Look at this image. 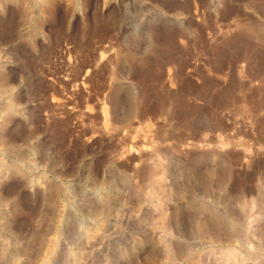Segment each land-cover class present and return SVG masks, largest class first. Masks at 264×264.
<instances>
[{"label":"rangeland","instance_id":"obj_1","mask_svg":"<svg viewBox=\"0 0 264 264\" xmlns=\"http://www.w3.org/2000/svg\"><path fill=\"white\" fill-rule=\"evenodd\" d=\"M156 157L182 190L157 260L167 239L195 242L184 264H264V0H0V264H122L86 235L119 205L131 237L156 226Z\"/></svg>","mask_w":264,"mask_h":264},{"label":"bare ground","instance_id":"obj_2","mask_svg":"<svg viewBox=\"0 0 264 264\" xmlns=\"http://www.w3.org/2000/svg\"><path fill=\"white\" fill-rule=\"evenodd\" d=\"M164 134V133H163ZM162 134V135H163ZM161 135V136H162ZM186 143V142H185ZM205 144V143H204ZM195 147V146H194ZM214 147V146H213ZM210 148V147H209ZM216 148V147H215ZM214 149V148H213ZM168 151V150H167ZM215 151V150H213ZM208 155L206 157V160L208 162H212L215 160V156H217V153L213 152ZM223 151V150H222ZM226 152V151H225ZM207 154V153H205ZM169 155V154H168ZM174 155V154H173ZM241 155V154H240ZM195 156V155H194ZM220 156V155H219ZM157 158V157H156ZM162 158V157H161ZM220 158V157H219ZM158 160L156 161V163L154 164V168L152 169L151 172V176L153 178V180L159 184L160 188L163 190H167L170 196H168L165 200L161 201L160 199H155V201L153 202L152 206L154 209H160L161 210V214H160V219L158 220L156 226H152V228L149 227H144L142 229V235L141 237L138 236V238H133L131 237V235L127 234L126 232H124L123 227H121V223L123 218L126 216L127 214V210L125 207H123V205H119L116 207V212L113 214V218L108 221V223L104 226H100V227H95V229L90 232L89 234L87 233L86 235V248L88 249V251H101V250H105L106 247H108L109 245H111L112 243H115V245H117L120 249L119 252V257L121 258V262L122 264H184L182 261L184 260V256H187V254H189V246H188V242L187 241H183V240H179L176 243V250H173L172 248V244L170 243V241H168L167 239H161V246H163L162 248H164V251L166 252V257L164 259L157 260L156 259V254L158 253V248L157 245L155 243V241H160L158 239V235L154 236V228H160L161 231L164 232L163 236H168V237H172V234L174 233H180V229L178 226H180L181 224V217L180 215H182L181 213L179 214V205L177 204V200L178 198H180L182 190L179 188V184L177 183L175 177L172 175V171H170L169 166L166 164V160H162L157 158ZM178 159V158H177ZM202 159V158H201ZM173 160V159H172ZM191 160V159H190ZM182 161V160H181ZM224 161V160H223ZM178 162V161H177ZM183 163V162H182ZM188 163V162H187ZM214 163V162H213ZM220 163V161H219ZM225 163V162H223ZM217 163H214V166ZM178 165V164H177ZM176 165V166H177ZM211 165V164H210ZM209 165V166H210ZM213 165V164H212ZM185 166V165H184ZM198 166V165H197ZM204 166H207L204 165ZM218 166V165H216ZM178 168V167H177ZM176 168V169H177ZM192 168V167H191ZM220 168V167H219ZM173 169V168H172ZM199 169V167H198ZM179 170V168H178ZM201 170V169H200ZM191 171V170H190ZM192 172L195 173V170L192 169ZM216 173H219V175L221 174L217 168L213 169V168H207V170H205V175L207 176H212V175H216ZM196 174V173H195ZM197 177H194V182L198 185L199 187V183L201 184L204 181V185H207V182L210 183L211 179L213 177H199L198 175H196ZM218 176V175H217ZM146 178V177H145ZM183 179V178H182ZM214 181V180H213ZM190 182V181H189ZM191 183V182H190ZM194 183V185H192L191 187L194 188V186H196ZM150 184V183H149ZM192 184V183H191ZM186 184H184L185 186ZM215 185V184H214ZM182 186V185H181ZM213 186V183H212ZM146 187V186H145ZM183 187V186H182ZM186 187V186H185ZM241 187V186H240ZM238 187V188H240ZM205 189L207 190V188L205 187ZM216 189V188H215ZM77 190V189H76ZM188 190V187L187 189ZM196 190V189H195ZM208 191V190H207ZM237 191V189H236ZM184 192V191H183ZM189 192L194 193L193 189H191ZM209 192V191H208ZM238 192V191H237ZM241 192V191H239ZM125 193V192H124ZM127 193V192H126ZM172 193L174 195H172ZM205 193V192H204ZM216 193V192H215ZM236 193V192H235ZM148 194V193H147ZM206 194H208L206 192ZM210 194V192H209ZM238 194V193H237ZM239 195V194H238ZM174 196V197H172ZM197 196V195H196ZM196 196L194 195L193 199H191V204H193V207H197L200 205H205V200L202 198H196ZM214 196V194L212 195ZM201 197V196H200ZM216 197V195H215ZM234 197V196H233ZM150 198V197H149ZM191 198V197H190ZM217 198V197H216ZM235 198V197H234ZM237 198L239 199V197L237 196ZM236 198V199H237ZM81 199V198H80ZM167 199H169L170 201L168 202ZM186 199V198H185ZM237 202V206L238 209L241 210V202L240 199ZM78 200V199H77ZM135 200V199H134ZM210 201V200H209ZM215 201V199H214ZM163 202L164 205H163ZM213 202V201H212ZM217 202V201H216ZM152 203V202H151ZM190 204V203H189ZM115 205V204H114ZM163 205V208H162ZM87 206V205H86ZM116 206V205H115ZM90 207V206H89ZM95 207V206H94ZM91 208V207H90ZM131 208V207H130ZM192 208V207H191ZM235 208V207H234ZM85 210V209H84ZM147 210V209H146ZM192 210V209H191ZM206 210L208 211L209 217H210V221H212V224L218 225V226H222L223 228H229L231 226V224H239V216H237L236 214L233 216H228L226 217L224 214H218L215 212L214 209H212V207H207ZM115 211V210H114ZM71 212V211H70ZM112 212V211H111ZM131 212V211H130ZM182 212V211H181ZM190 212V211H189ZM194 212V211H193ZM113 213V212H112ZM151 213V212H150ZM160 213V212H159ZM185 213V212H184ZM196 213V211H195ZM193 213L195 216L196 214ZM230 213V212H229ZM235 213V212H234ZM237 213V211H236ZM71 214V213H70ZM106 214V213H105ZM138 214V213H137ZM190 214V213H189ZM188 214V216H189ZM240 214V213H239ZM110 216V215H109ZM192 216V215H191ZM208 217V216H207ZM208 217V220H209ZM137 218L138 221H140L142 218H144V208L142 207L139 211V215ZM184 218V217H183ZM189 218V217H187ZM110 219V217H109ZM158 219V218H156ZM190 219V218H189ZM188 219V220H189ZM207 219V218H206ZM68 220V219H67ZM191 220V219H190ZM157 221V220H156ZM186 221V219H185ZM73 222V218L70 216L68 223L72 224ZM124 222V221H123ZM209 222V221H208ZM136 223V222H135ZM152 223V221H151ZM189 223V222H188ZM80 224V223H79ZM84 224V223H83ZM94 224V223H93ZM78 225V224H77ZM190 225V224H188ZM199 225V224H198ZM202 226V225H201ZM214 226V225H213ZM138 227V226H136ZM198 227V226H197ZM211 227V224L210 226ZM221 227V228H222ZM79 228V226H78ZM142 228V227H141ZM141 228L139 231H141ZM201 228V227H200ZM207 228V227H206ZM205 228V229H206ZM215 228V227H213ZM218 228V227H217ZM190 229V228H189ZM73 230V229H72ZM216 230V229H215ZM81 231V230H80ZM134 231V230H133ZM183 231V230H182ZM186 231V229H185ZM206 230H204L203 233H205ZM136 232V231H135ZM208 232V229L207 231ZM71 233V232H70ZM231 233V232H230ZM237 233V232H236ZM77 234V233H76ZM85 233H83L84 236ZM202 234V233H201ZM226 234L224 231L222 233ZM239 234V232H238ZM74 235V234H73ZM204 235V234H202ZM231 235V234H230ZM70 236V235H69ZM177 236V235H176ZM180 236V235H179ZM238 236V235H237ZM239 237V236H238ZM75 238V237H73ZM182 238V237H181ZM223 238V236H222ZM229 238V237H228ZM170 239V238H169ZM224 239V238H223ZM239 239V238H238ZM186 240V239H185ZM76 241V240H75ZM182 241V242H181ZM239 241V240H238ZM184 242V243H183ZM188 243V244H187ZM194 243V244H193ZM204 243V242H203ZM239 243V242H238ZM244 242H242L243 244ZM191 246L195 245V242L191 241ZM189 244V245H190ZM84 245V244H83ZM114 245V246H115ZM171 245V247H170ZM197 245V244H196ZM201 245V244H200ZM203 245V244H202ZM160 246V247H161ZM174 246V244H173ZM199 246V244H198ZM83 247V246H82ZM191 248V247H190ZM172 249V252L175 253L174 255H177L180 259L175 260V256L174 258L171 257L172 255L169 253V250ZM86 250V249H84ZM162 251V252H164ZM74 252V251H73ZM72 252V253H73ZM96 252V253H97ZM104 252V251H103ZM144 252V253H143ZM160 252V251H159ZM240 252V251H238ZM81 253V252H80ZM241 253V252H240ZM78 254V252H77ZM102 254V252H101ZM80 255V254H79ZM78 255V256H79ZM203 255V254H202ZM74 256V255H73ZM91 257V256H90ZM89 257V258H90ZM232 257V256H231ZM241 257L242 254L239 255L238 254H234L233 256V260L235 262V264H241ZM84 258V257H83ZM79 259V258H77ZM91 259V258H90ZM73 260V259H72ZM81 261V259H79ZM164 260V261H163ZM201 261V260H200ZM7 263V262H6ZM201 263V262H200ZM186 264V263H185ZM197 264V263H196ZM204 264V263H203Z\"/></svg>","mask_w":264,"mask_h":264}]
</instances>
